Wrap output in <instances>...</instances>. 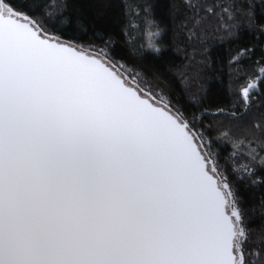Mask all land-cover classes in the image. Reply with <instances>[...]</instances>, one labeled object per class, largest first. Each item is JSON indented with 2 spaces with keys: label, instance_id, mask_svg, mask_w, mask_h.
<instances>
[{
  "label": "snow or ice",
  "instance_id": "snow-or-ice-1",
  "mask_svg": "<svg viewBox=\"0 0 264 264\" xmlns=\"http://www.w3.org/2000/svg\"><path fill=\"white\" fill-rule=\"evenodd\" d=\"M34 23L0 0V264H250L203 138Z\"/></svg>",
  "mask_w": 264,
  "mask_h": 264
},
{
  "label": "trees",
  "instance_id": "trees-1",
  "mask_svg": "<svg viewBox=\"0 0 264 264\" xmlns=\"http://www.w3.org/2000/svg\"><path fill=\"white\" fill-rule=\"evenodd\" d=\"M64 2L61 16V0H7L43 32L121 70L203 138L209 169L235 194L248 260L264 264V0ZM146 18L163 29L158 54Z\"/></svg>",
  "mask_w": 264,
  "mask_h": 264
},
{
  "label": "water",
  "instance_id": "water-1",
  "mask_svg": "<svg viewBox=\"0 0 264 264\" xmlns=\"http://www.w3.org/2000/svg\"><path fill=\"white\" fill-rule=\"evenodd\" d=\"M33 27H35L37 30H40L38 27H36L34 24L32 25ZM62 41V40H61ZM62 42H64V43H66V44H70V43H68V42H65V41H62ZM70 45H72V44H70ZM72 46H74V45H72ZM75 47V46H74ZM78 51H83L86 55H89V56H92V57H94V58H97V59H100L102 62H104L107 66H110V68L114 71V72H116L118 75H120V73L114 68V67H112L110 64H108L104 59H102L101 57H99V56H97V55H95V54H92V53H88V52H86V51H84V50H81V49H79V48H77V47H75ZM121 76V75H120ZM121 78L125 81V83L127 84V86H129V87H132L133 89H135V90H137L138 91V93L140 94V95H142L144 98H146V99H148L149 100V102L150 103H153L155 106H158V107H164L165 108V110H167V111H170V113L173 115V116H175V117H177L178 119H180V120H182L179 116H177L174 112H172L170 109H168L166 106H164V105H162V104H160V103H156V102H154L152 99H150L149 97H147V96H145V95H143L142 93H140V91L134 86V85H132V84H130V83H128L126 80H125V78L123 77V76H121ZM182 121H184V120H182ZM184 122H186V121H184ZM207 167H208V161H207ZM209 168V167H208ZM214 174V173H213ZM215 175V174H214ZM216 176V175H215ZM216 178H217V180L219 181V179H218V177L216 176ZM225 191H227L226 189H225Z\"/></svg>",
  "mask_w": 264,
  "mask_h": 264
},
{
  "label": "rangeland",
  "instance_id": "rangeland-1",
  "mask_svg": "<svg viewBox=\"0 0 264 264\" xmlns=\"http://www.w3.org/2000/svg\"><path fill=\"white\" fill-rule=\"evenodd\" d=\"M17 12V11H16ZM17 13H20V12H17ZM23 16H25V17H27L25 14H23V13H21ZM86 51V50H85ZM88 52V51H87ZM112 66V65H111ZM113 67V66H112ZM115 68V67H114ZM119 73H120V75L121 76H123L124 78H125V80L128 82V83H132L131 82V80L128 78V76L127 75H125V74H123V72L121 71V70H118L117 68H115ZM133 84V83H132ZM140 93H142L143 95H145V96H147V97H149L147 94H145L144 92H142V91H140ZM150 99H152L151 97H149ZM154 102H156V103H160V102H158V100H155V99H152ZM163 105V104H162ZM200 142H202V141H198V143H200Z\"/></svg>",
  "mask_w": 264,
  "mask_h": 264
},
{
  "label": "clouds",
  "instance_id": "clouds-1",
  "mask_svg": "<svg viewBox=\"0 0 264 264\" xmlns=\"http://www.w3.org/2000/svg\"><path fill=\"white\" fill-rule=\"evenodd\" d=\"M153 31H154V32L158 31V32H159V34H162V32H163V29H162V28H159V27H157V28L153 29ZM154 46H155V48L159 49V51H160V50H161V48H162V46H161V45H159V44H157V43H155V41H154ZM151 50H152V49H151ZM156 53L158 54L159 52H156Z\"/></svg>",
  "mask_w": 264,
  "mask_h": 264
}]
</instances>
